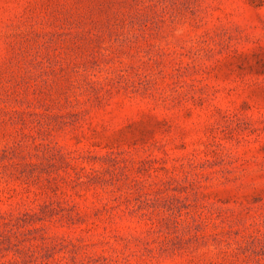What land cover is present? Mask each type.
<instances>
[{
  "label": "rangeland",
  "instance_id": "1",
  "mask_svg": "<svg viewBox=\"0 0 264 264\" xmlns=\"http://www.w3.org/2000/svg\"><path fill=\"white\" fill-rule=\"evenodd\" d=\"M0 264H264V0H0Z\"/></svg>",
  "mask_w": 264,
  "mask_h": 264
}]
</instances>
